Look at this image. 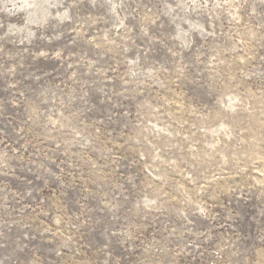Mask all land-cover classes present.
<instances>
[{
	"label": "rangeland",
	"instance_id": "374dc122",
	"mask_svg": "<svg viewBox=\"0 0 264 264\" xmlns=\"http://www.w3.org/2000/svg\"><path fill=\"white\" fill-rule=\"evenodd\" d=\"M0 264H264V0H0Z\"/></svg>",
	"mask_w": 264,
	"mask_h": 264
}]
</instances>
